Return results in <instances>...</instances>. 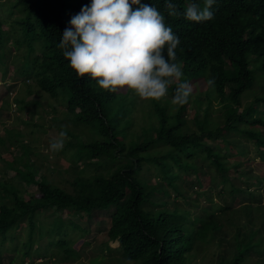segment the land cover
<instances>
[{
	"label": "trees",
	"instance_id": "1",
	"mask_svg": "<svg viewBox=\"0 0 264 264\" xmlns=\"http://www.w3.org/2000/svg\"><path fill=\"white\" fill-rule=\"evenodd\" d=\"M10 1L26 12L23 29L33 49L26 51L25 45L12 80L20 79L25 93L37 98H13L17 109L30 114L28 121L22 120L30 130L12 141V127L5 126L7 134L0 136V146L6 149L0 157V263L6 242L18 250L23 226L20 260L39 251L31 249L35 235L48 226L52 255L66 262L78 259L75 242L90 243L85 239L90 231L86 223L91 225L98 212L108 211L101 219L107 238L99 248L109 253L105 264H193L215 241L216 254L203 264H264V197L259 191L264 175L253 172L245 160L247 148L231 135L252 139L257 156L264 160V127L255 126H264V80L259 81L264 70L256 65L261 57L264 67V0H215L214 18L199 24L186 20L183 12L192 2L203 7V0H173L181 13L177 17L168 15L166 0H141L156 7L179 37L177 58L184 66V79L191 77L193 93L201 87L199 77L215 78L211 89L221 98L205 103L192 95L191 117L186 105H172L167 98L144 101L130 91L110 93L71 69L59 44L65 29L72 27L71 19L92 0ZM10 39L0 21L1 60ZM5 73L6 66L3 83ZM29 79L35 86L27 83ZM4 92L7 96L8 87ZM246 92L252 99L241 105ZM43 94L48 97L44 101ZM54 103L65 109L62 117ZM7 104L0 101V111ZM137 113H144L149 122L133 128ZM45 115L49 126L68 133L63 150L55 153L69 163L62 170L69 178L60 182L41 173L42 165L36 162L34 144L39 141L33 133L45 131ZM13 144L19 145L18 156L9 148ZM31 185L36 190L25 198ZM38 234L42 238L46 233ZM109 241H117V247ZM15 260L8 259L10 264Z\"/></svg>",
	"mask_w": 264,
	"mask_h": 264
},
{
	"label": "clouds",
	"instance_id": "2",
	"mask_svg": "<svg viewBox=\"0 0 264 264\" xmlns=\"http://www.w3.org/2000/svg\"><path fill=\"white\" fill-rule=\"evenodd\" d=\"M214 3L203 0L201 7L192 2L184 9V18L197 24L211 21ZM165 8L170 17L181 14L173 0H166ZM70 23L59 47L79 77H90L100 89L114 94L130 91L141 100L160 102L171 91L172 105L189 103L194 89L177 58L180 39L156 7L141 0H92ZM207 86L215 88L214 77ZM67 138L62 129L49 150L62 151Z\"/></svg>",
	"mask_w": 264,
	"mask_h": 264
},
{
	"label": "rangeland",
	"instance_id": "3",
	"mask_svg": "<svg viewBox=\"0 0 264 264\" xmlns=\"http://www.w3.org/2000/svg\"><path fill=\"white\" fill-rule=\"evenodd\" d=\"M26 12L23 10V7L20 4H16L15 1H10V0H0V21H1V27L4 31H7L10 35V37L12 39H16L18 42H20V47H14V43L13 40L10 39L7 43L6 47V56L4 58H2V60L0 59V96L2 98V100L0 99V101H8L7 105H3L4 108L5 106H7L3 111H0V136L5 138L6 136V132H3V127H12V132H14L13 134H11V140L13 137L15 136H19L22 133H26L30 130L31 125H26L25 123L22 122V120H26L28 121V119L30 118V114L24 110V111H20L19 109H17V107L15 106V102L13 100V98L16 97H20V96H24L25 100H31L33 98H37L36 94H26V87L23 85V83L21 82L20 79H16V80H12L13 76H16L15 73V66L18 65L17 63L22 62L23 61V49L26 45L25 50L27 51V49L31 52L33 51V49H30L27 45L26 42V38L27 35L24 32L23 29V24L26 22ZM32 19V18H31ZM6 32H3L2 34H4ZM12 33V34H11ZM4 40V38H2ZM19 46V45H18ZM4 47V48H5ZM36 54H39V50L36 51ZM21 64V63H20ZM256 65L258 66L257 69L259 70H264V67L262 65V60L261 57L258 58ZM255 65V66H256ZM6 66V73L4 74L5 76V82L3 83V81H1V75H3L4 72V67ZM254 66L253 68V73L255 74L256 71V67ZM263 76H264V72H263ZM185 79L188 82H191V77L186 76ZM198 79H201V87L199 88V90L195 93H193V96H198L199 99L203 100V102L205 103H213L215 101L218 102V99L221 98V96H219L217 93L213 92V90L211 88H209L207 86V81L203 78V77H199ZM262 83H263V78H260ZM27 83L30 85H34V82L29 79L27 80ZM4 85V88L2 87ZM8 87V94L7 96L5 95L6 93L4 92V89ZM256 87H258V85H256ZM124 93V91H122ZM26 94V95H25ZM47 97L46 94H43V97L41 98L42 101H44ZM167 99H171V97L169 96ZM251 98V94L249 92H246L245 94L242 95L241 97V105H244L245 102L250 101ZM139 100V99H138ZM52 103V102H51ZM139 103V101L137 102V104ZM165 103V102H164ZM53 104V103H52ZM56 104V103H54ZM136 104V107L138 108L139 105ZM57 105V116L62 117L64 114V108L61 105ZM162 105H164L162 103ZM168 110L171 107L170 105H167ZM186 108H187V115H189L190 117L192 116V109L190 108V103L186 104ZM263 105H259V109H262ZM38 112L41 113L40 108H38ZM38 115V114H36ZM20 117V119L17 118ZM146 116V115H145ZM145 116L144 113L140 114L137 113V117L135 118V122L133 124V128H139L140 125L143 124V122L146 124L149 122V120H147V122H145ZM37 116L34 115V119H36ZM44 118L42 119V122L45 123V131L44 132H40L38 129H35L36 132L33 133V137L36 136L38 138L39 144H34L35 148L37 149L38 153L36 154V162H40L42 167L40 172L41 173H45L46 175H48L49 179L52 182H60L62 181V179H66L69 178L68 176V172L64 171L62 172L63 168H66L69 163L64 160L63 156L60 154H55L53 152H51L49 150V145L50 142L53 139H56L58 137L59 131L58 128L56 127H51L48 125L49 121H50V117L49 115H45L43 116ZM127 119V118H125ZM2 120V121H1ZM41 121L40 119H38V122ZM218 121V120H217ZM5 123V125H4ZM257 128L259 129H263L264 126L262 125H255ZM35 128V127H34ZM11 129H9L11 131ZM19 129V130H18ZM23 130V131H22ZM22 131V132H21ZM264 131V129L262 130ZM20 133V134H19ZM232 137H235V140H238L240 145L245 146L248 150V155L245 157V160L248 161L249 163V167L252 168L253 172L257 173V174H262L264 175V160H261L256 153V148H255V144L253 142L252 139L247 138L244 135H240L238 133H231ZM9 136V135H7ZM25 140L28 141L30 140L27 136L25 137ZM13 141V140H12ZM207 141L211 144L213 143H217L220 142V139H216L215 141L211 140V139H207ZM8 139L5 142V144H8ZM13 147H9L10 150L13 149V155L14 156H18L20 154V149H19V145L18 144H13L11 145ZM8 148V146H7ZM6 152V149L4 146H0V157L4 156ZM46 156V157H44ZM33 158V155H32ZM0 166H1V162H0ZM80 167V165H79ZM58 170V171H57ZM5 174V172H4ZM10 176L13 174L12 171L9 170L8 173ZM39 176V175H36ZM39 177H37L38 179ZM61 185L68 187L67 184L65 182H61ZM36 190V186L35 185H31L27 188V192L24 194L25 198H28L30 194L34 193ZM259 191L261 192V194L264 197V186H261L259 188ZM199 200L201 202H203V198H199ZM108 212V211H107ZM106 211H101L98 212V216H96L95 218H93V223L91 225L87 224V227L89 228V233L86 236V240H88L90 243H88L87 245H81L83 242V239H78L75 242L76 247L78 248V250L80 251V257L78 259H74V260H67L63 261V260H58L56 256L52 255V248L50 246L51 242V238L53 235H50L51 233H49L47 230L49 229V226L46 228V230H42L43 232H45L46 234L43 235L42 238H40L38 233H41L42 231L40 230L39 232H37V234L35 235V242L32 244V251L35 248H38L39 251L31 257H26V260H20L21 259V252L23 251L24 247L22 244V241L24 240V235H25V227L23 226L22 229L19 231L18 233V238L16 243L19 240H22L19 242V244L17 245L18 250L17 251H13L12 246L10 243L6 242L3 246V248L7 251H4L3 255H2V263L0 264H10V262L8 261V259H12L15 256V261H13V263L11 264H91V259L93 260L94 258L96 259H100L103 260L102 264H105L108 259H109V253L108 251H103L101 252L99 250L100 247H102L101 243L102 241H104L107 236L105 235V231H106V225L104 223L102 219V217L106 216L108 213ZM41 219L46 220L45 214H42ZM85 223V222H84ZM66 230V229H65ZM73 238H76V235L72 236ZM26 238V237H25ZM42 239V240H41ZM108 244L111 247H117L118 242L117 241H109ZM7 248V249H6ZM217 241L213 242L212 244H210L206 250L202 253H200L197 257L194 258V260L192 261L193 264H203V261H206L207 258H211L214 254H216L217 252ZM205 253H207L203 258L202 255H204ZM42 254L43 256L40 257L39 259L36 258L37 255ZM103 254V256H102ZM115 257L113 256V259ZM1 259V257H0ZM207 262V261H206Z\"/></svg>",
	"mask_w": 264,
	"mask_h": 264
}]
</instances>
